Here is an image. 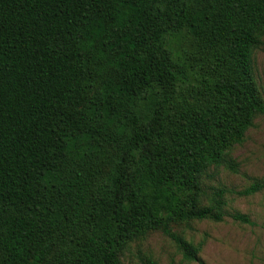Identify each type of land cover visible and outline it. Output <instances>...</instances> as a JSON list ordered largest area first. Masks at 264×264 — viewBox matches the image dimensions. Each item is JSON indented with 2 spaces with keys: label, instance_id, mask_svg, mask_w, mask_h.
Returning <instances> with one entry per match:
<instances>
[{
  "label": "trees",
  "instance_id": "16d2710c",
  "mask_svg": "<svg viewBox=\"0 0 264 264\" xmlns=\"http://www.w3.org/2000/svg\"><path fill=\"white\" fill-rule=\"evenodd\" d=\"M262 37L264 0H0V264H122L152 232L203 264L174 228L223 221L203 177L264 115Z\"/></svg>",
  "mask_w": 264,
  "mask_h": 264
},
{
  "label": "rangeland",
  "instance_id": "374dc122",
  "mask_svg": "<svg viewBox=\"0 0 264 264\" xmlns=\"http://www.w3.org/2000/svg\"><path fill=\"white\" fill-rule=\"evenodd\" d=\"M254 82L264 100V37L252 53ZM232 166L233 169L229 168ZM204 191H225L223 221H194L174 228L186 241L199 248L203 264H264V190L250 196L239 193L264 181V115L257 116L240 144L233 146L219 167L203 177ZM248 217L250 223L234 221L232 215ZM199 264L186 261L175 244L159 232L131 242L121 256L122 264Z\"/></svg>",
  "mask_w": 264,
  "mask_h": 264
}]
</instances>
